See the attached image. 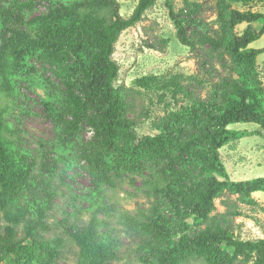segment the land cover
Masks as SVG:
<instances>
[{"label": "rangeland", "instance_id": "rangeland-1", "mask_svg": "<svg viewBox=\"0 0 264 264\" xmlns=\"http://www.w3.org/2000/svg\"><path fill=\"white\" fill-rule=\"evenodd\" d=\"M79 1L34 0V8L24 14V23L11 26L17 34L22 32L28 36L21 35L16 53L9 55L8 60L0 59V131L7 145L16 152L21 169L30 171L29 182L34 183L33 193L26 191L21 198L10 200L17 192L21 171L13 166L0 168L1 204L6 203V210H0V236L7 238L13 234L16 241L22 242L0 264H34L30 244L35 241L38 248L42 244L49 248L51 242L61 243L54 264H86L67 229L86 226L93 219L98 222L99 232L115 244L117 259L107 264H156L143 253L140 234L126 227L127 218L148 223L155 216L157 199L148 193V172L126 175L114 188L98 187L85 173L84 161L78 159L81 145L92 143L93 131L87 123H83L69 145L58 142L57 121L70 90L40 56L46 42L62 37L48 25L60 29L56 20L49 19L51 12ZM116 1L125 19L138 4V0ZM13 7V0H0V16L3 11L12 12ZM171 12L182 21L187 35L197 40L196 46L180 41V27ZM233 12L260 15L261 19L251 24L243 22L231 30L227 23ZM82 14L88 17L85 22L93 24L112 20L109 9L85 10ZM3 21L0 17V36L4 35ZM250 26L257 32L264 28V0H157L142 22L124 31L112 56L119 66L114 85L121 91L127 109L125 118L134 124L136 135L157 136L160 122L191 108L197 100H205L223 78L238 77L230 55L222 48L212 50L196 34L219 40L225 47L232 36H243ZM24 44H28L26 50ZM248 50L259 51L257 82L264 92V32ZM227 130L233 136L219 152L226 173L219 180L240 183L264 178V127L236 123ZM46 206L42 221L46 229L39 226L36 229L37 210ZM22 211L26 212L24 222L27 223L15 226L6 219V212L18 217ZM161 213L167 220L173 218L177 238L185 235L194 238L208 228V223L194 217L182 225L170 205L163 206ZM211 216L218 217L219 229L235 241L261 240L264 238V192H256L248 202L242 203L238 195L225 190L216 200V211ZM29 232H34V236L30 237ZM188 264L206 263L195 258Z\"/></svg>", "mask_w": 264, "mask_h": 264}, {"label": "trees", "instance_id": "trees-1", "mask_svg": "<svg viewBox=\"0 0 264 264\" xmlns=\"http://www.w3.org/2000/svg\"><path fill=\"white\" fill-rule=\"evenodd\" d=\"M23 1L13 0L14 10L3 11L0 16L5 28L4 35L0 36V59L4 61L16 53L21 35L28 36L22 32L17 34L11 28L14 24L24 23V14L34 8V0ZM156 3L157 0H138L128 19L120 15L116 0H81L73 6L51 12L49 19L56 20L60 29L48 25L62 37L51 42L44 41L46 49L40 57L70 90L57 121L58 142L69 145L81 131L83 123H87L93 131V139L92 143L81 145L78 159L84 161L85 173L98 187L114 188L126 175L148 172V193L157 199L155 216L149 218L148 223L127 218L126 227L140 234L143 253L153 263L188 264L192 259L200 258L206 264H264V238L250 242L235 241L219 229L218 217L211 216L216 211V200L222 197L225 190L238 195L242 203L248 202L256 192H264V178L240 183L220 181L218 178L226 174L219 152L233 136L227 130L228 126L256 123L264 127V92L257 82L256 57L259 51L248 50L263 34L264 28L257 32L250 26L243 36H232L225 47L219 40L196 34L198 40L208 43L212 50L222 48L230 55L238 77L223 78L205 100H197L191 108L160 122L157 136L140 138L135 133L134 124L125 118L126 103L121 91L114 85L119 77V66L112 56L122 33L142 22ZM92 9H109L112 20L105 24L85 22L88 17H83L82 13ZM171 17L180 27V41L190 47L196 46L197 40L187 35L178 16L171 12ZM70 18L73 20L65 23L64 20ZM260 19V15L233 12L227 25L233 30L238 24H251ZM12 33L13 38H9ZM26 47L28 44H24L25 50ZM19 165L16 152L7 145L0 131V168L13 166L21 171L17 192L10 200L21 198L26 191L33 193L34 183L28 178L30 171L21 169ZM2 201L3 195H0V210L4 211L6 203L1 204ZM169 205L182 225L194 217L208 223V228L194 238L188 235L177 238L178 233L172 226L173 218L167 220L161 213L163 206ZM47 207L37 210L36 229L38 226L46 229L42 221ZM18 215L15 217L6 212V219L19 226L27 215L24 211ZM97 223L93 219L86 226L67 229L86 264H107L117 259L115 244L99 232ZM33 233L28 235L34 236ZM25 241H29L28 236ZM21 243L13 234L7 238L0 236V263L12 255ZM49 244V248L43 244L38 248L36 241L31 242L34 264L55 263L61 243Z\"/></svg>", "mask_w": 264, "mask_h": 264}]
</instances>
